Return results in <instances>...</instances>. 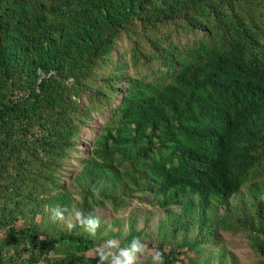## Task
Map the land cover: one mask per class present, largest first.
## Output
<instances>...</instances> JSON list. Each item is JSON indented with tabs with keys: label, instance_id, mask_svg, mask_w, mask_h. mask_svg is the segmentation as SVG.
I'll list each match as a JSON object with an SVG mask.
<instances>
[{
	"label": "trees",
	"instance_id": "trees-1",
	"mask_svg": "<svg viewBox=\"0 0 264 264\" xmlns=\"http://www.w3.org/2000/svg\"><path fill=\"white\" fill-rule=\"evenodd\" d=\"M135 202L165 213L157 236L120 218ZM219 229L264 264V0H0V264H97L134 237L237 264L207 249Z\"/></svg>",
	"mask_w": 264,
	"mask_h": 264
},
{
	"label": "clouds",
	"instance_id": "clouds-1",
	"mask_svg": "<svg viewBox=\"0 0 264 264\" xmlns=\"http://www.w3.org/2000/svg\"><path fill=\"white\" fill-rule=\"evenodd\" d=\"M50 219L68 231L78 228L91 238L97 236L102 223L99 216L91 213L85 215L79 209H69L66 206L52 208ZM48 255L54 254L49 252ZM84 258L87 260L88 256L85 255ZM94 258L97 264H141L142 260L148 261V264H166L165 252L155 245L150 246L141 237H134L126 246H122L116 238H108L95 248Z\"/></svg>",
	"mask_w": 264,
	"mask_h": 264
},
{
	"label": "rangeland",
	"instance_id": "rangeland-1",
	"mask_svg": "<svg viewBox=\"0 0 264 264\" xmlns=\"http://www.w3.org/2000/svg\"><path fill=\"white\" fill-rule=\"evenodd\" d=\"M94 137L93 133L85 132L84 138L85 141L83 145H86L88 140ZM79 157V155H78ZM74 163H77L76 161ZM73 164L72 167H75ZM151 209V210H149ZM136 213L138 222H137V229H144L146 232L150 233L151 235L157 236V228L159 225V219L165 216V213L162 210H159L154 207H149L147 204H139L137 202L133 203L131 207L127 208L126 211L122 212L120 215L124 221L127 220V213ZM100 213L110 218L113 216L111 210H102ZM111 227V226H109ZM108 227V228H109ZM216 242L214 243L215 246L210 245L207 249L214 251L215 254H218L221 248H225L229 252V258L231 256L236 259L237 264H253L256 259V255H254L253 250L250 247L249 241L244 233H231L230 231H225L219 229L216 232ZM212 264H220L219 259L213 257L211 260Z\"/></svg>",
	"mask_w": 264,
	"mask_h": 264
}]
</instances>
